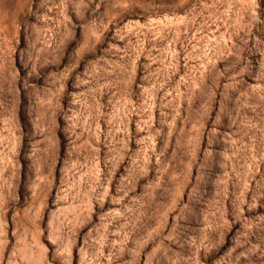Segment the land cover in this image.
Listing matches in <instances>:
<instances>
[{
    "label": "rangeland",
    "instance_id": "1",
    "mask_svg": "<svg viewBox=\"0 0 264 264\" xmlns=\"http://www.w3.org/2000/svg\"><path fill=\"white\" fill-rule=\"evenodd\" d=\"M0 264H264V0H0Z\"/></svg>",
    "mask_w": 264,
    "mask_h": 264
}]
</instances>
